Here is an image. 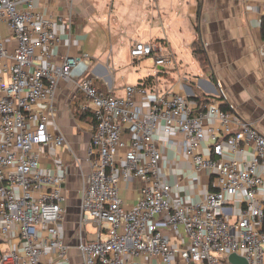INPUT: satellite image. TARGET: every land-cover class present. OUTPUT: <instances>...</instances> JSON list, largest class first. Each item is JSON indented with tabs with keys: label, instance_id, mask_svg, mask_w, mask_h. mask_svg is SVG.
<instances>
[{
	"label": "built area",
	"instance_id": "1",
	"mask_svg": "<svg viewBox=\"0 0 264 264\" xmlns=\"http://www.w3.org/2000/svg\"><path fill=\"white\" fill-rule=\"evenodd\" d=\"M2 21L17 45L10 49L0 35V236L12 235L20 246L0 252V264H59L66 258L69 166L51 150L68 142L50 129L61 82L77 87L78 111L90 114L93 125L80 229L93 224L99 236L78 243L83 264H135L140 257L171 264L178 255L186 264H230L231 254L264 264L259 128L242 120L232 104L223 110L215 100L199 104L166 92L156 93L145 108L140 99L151 95L149 87L128 86L122 97L101 90L89 76L88 55L53 57L60 42L55 21L35 10V0H0ZM259 53L264 75V41ZM130 54L156 66L170 63L156 42L136 43ZM217 97L229 102L221 87ZM172 136L182 138L195 175L190 183L209 178L197 196L186 194L190 185L171 184L164 175L161 139ZM132 179L140 184V199L125 208L121 188Z\"/></svg>",
	"mask_w": 264,
	"mask_h": 264
},
{
	"label": "crops",
	"instance_id": "2",
	"mask_svg": "<svg viewBox=\"0 0 264 264\" xmlns=\"http://www.w3.org/2000/svg\"><path fill=\"white\" fill-rule=\"evenodd\" d=\"M35 10L55 21L60 42L53 49V57L60 60L66 54L88 55L89 76L101 90L122 97L126 87L140 86L152 78L147 86L151 95L140 99L145 108L156 93L172 92L192 101L215 97L226 109L228 104L234 105L242 120L252 122L264 134V75L259 53L264 41V0H35ZM57 18H63L66 24ZM0 35L9 42L10 49L16 47L6 22H0ZM197 41L207 55L205 67L194 56ZM152 42L163 47L169 64L156 66L151 59L131 57L134 44ZM220 87L229 102L217 97ZM81 98L76 86L61 82L56 92V122L50 123L51 132H61L68 142L65 147L51 150L69 166L65 189L70 197L62 228L68 251L64 259L54 257L59 264H83L78 243L99 236L93 224L80 229V198L91 171L87 154L93 131L89 116L78 119ZM34 110L41 112L43 107L36 105ZM161 143L164 175L171 184L190 185L186 194L193 196L207 188L206 175L200 184L190 183L195 175L184 154L181 136L164 137ZM202 152L206 156L211 153L207 147ZM121 196L125 208L133 207L140 199V184L135 179L129 185L123 183ZM19 246L12 235L0 236V252ZM145 263L162 264L142 257L135 260V264ZM171 264L186 263L178 255Z\"/></svg>",
	"mask_w": 264,
	"mask_h": 264
},
{
	"label": "trees",
	"instance_id": "3",
	"mask_svg": "<svg viewBox=\"0 0 264 264\" xmlns=\"http://www.w3.org/2000/svg\"><path fill=\"white\" fill-rule=\"evenodd\" d=\"M264 24V23H263ZM264 27V26H263ZM194 56L200 61L201 65L203 67H205V65L207 64V55L203 50V47L200 46L199 42L197 41L194 44ZM152 81V78L146 79L145 81L141 82L142 84H140V86H148ZM211 100H215L218 101L217 98L215 97H211V98H206V97H199L196 101L199 102V104H207L209 103ZM223 110H227L224 106H220ZM89 116V118L91 119L90 114H83V113H79L78 114V119L80 120H84L87 119V117Z\"/></svg>",
	"mask_w": 264,
	"mask_h": 264
},
{
	"label": "water",
	"instance_id": "4",
	"mask_svg": "<svg viewBox=\"0 0 264 264\" xmlns=\"http://www.w3.org/2000/svg\"><path fill=\"white\" fill-rule=\"evenodd\" d=\"M228 261L230 264H248V262L245 260V258H243L237 254H231L228 258Z\"/></svg>",
	"mask_w": 264,
	"mask_h": 264
},
{
	"label": "rangeland",
	"instance_id": "5",
	"mask_svg": "<svg viewBox=\"0 0 264 264\" xmlns=\"http://www.w3.org/2000/svg\"><path fill=\"white\" fill-rule=\"evenodd\" d=\"M70 182V181H69ZM71 183V182H70ZM72 186H73V181H72ZM88 230H90V228L88 227Z\"/></svg>",
	"mask_w": 264,
	"mask_h": 264
}]
</instances>
